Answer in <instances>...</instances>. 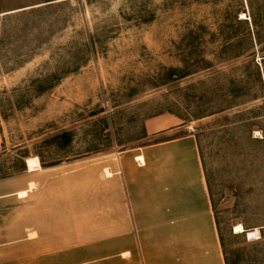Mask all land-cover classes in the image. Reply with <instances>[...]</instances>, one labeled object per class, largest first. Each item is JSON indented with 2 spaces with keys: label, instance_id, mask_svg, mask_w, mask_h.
<instances>
[{
  "label": "rangeland",
  "instance_id": "obj_1",
  "mask_svg": "<svg viewBox=\"0 0 264 264\" xmlns=\"http://www.w3.org/2000/svg\"><path fill=\"white\" fill-rule=\"evenodd\" d=\"M155 119L197 136L228 264H264V0H0V242L113 219Z\"/></svg>",
  "mask_w": 264,
  "mask_h": 264
},
{
  "label": "crops",
  "instance_id": "obj_2",
  "mask_svg": "<svg viewBox=\"0 0 264 264\" xmlns=\"http://www.w3.org/2000/svg\"><path fill=\"white\" fill-rule=\"evenodd\" d=\"M147 129L148 145L114 153L113 219L76 226L60 221L58 208L52 209L46 223L33 231L24 228L33 238L0 242L3 256L7 250L19 252L0 258V264H228L197 136L159 119ZM49 169L41 164L29 170L26 160L22 174ZM12 191L8 196L15 195ZM30 196L17 193L21 203ZM90 232L101 237L88 240Z\"/></svg>",
  "mask_w": 264,
  "mask_h": 264
},
{
  "label": "bare ground",
  "instance_id": "obj_3",
  "mask_svg": "<svg viewBox=\"0 0 264 264\" xmlns=\"http://www.w3.org/2000/svg\"><path fill=\"white\" fill-rule=\"evenodd\" d=\"M235 233H246L249 235V237L252 239L254 237H256L257 239H260L259 237V232L258 231H252V232H246L245 228L243 225L239 224L235 227L234 229Z\"/></svg>",
  "mask_w": 264,
  "mask_h": 264
},
{
  "label": "built area",
  "instance_id": "obj_4",
  "mask_svg": "<svg viewBox=\"0 0 264 264\" xmlns=\"http://www.w3.org/2000/svg\"><path fill=\"white\" fill-rule=\"evenodd\" d=\"M256 240H257V238H256Z\"/></svg>",
  "mask_w": 264,
  "mask_h": 264
},
{
  "label": "trees",
  "instance_id": "obj_5",
  "mask_svg": "<svg viewBox=\"0 0 264 264\" xmlns=\"http://www.w3.org/2000/svg\"><path fill=\"white\" fill-rule=\"evenodd\" d=\"M35 169V168H34Z\"/></svg>",
  "mask_w": 264,
  "mask_h": 264
}]
</instances>
